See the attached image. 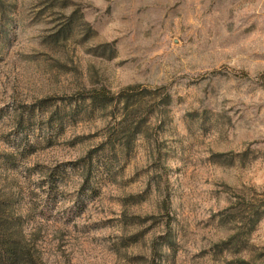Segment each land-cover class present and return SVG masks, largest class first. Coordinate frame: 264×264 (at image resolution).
<instances>
[{
    "label": "rangeland",
    "instance_id": "374dc122",
    "mask_svg": "<svg viewBox=\"0 0 264 264\" xmlns=\"http://www.w3.org/2000/svg\"><path fill=\"white\" fill-rule=\"evenodd\" d=\"M0 192L45 264H264V0H0Z\"/></svg>",
    "mask_w": 264,
    "mask_h": 264
},
{
    "label": "trees",
    "instance_id": "16d2710c",
    "mask_svg": "<svg viewBox=\"0 0 264 264\" xmlns=\"http://www.w3.org/2000/svg\"><path fill=\"white\" fill-rule=\"evenodd\" d=\"M123 94L115 98L120 101ZM103 90L91 96V101L100 100L106 107L115 100ZM135 131L128 132L133 136ZM260 215L256 217L255 223ZM0 264H45L33 241L27 239L21 224V217L15 212L11 194L0 192Z\"/></svg>",
    "mask_w": 264,
    "mask_h": 264
}]
</instances>
